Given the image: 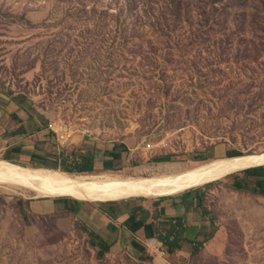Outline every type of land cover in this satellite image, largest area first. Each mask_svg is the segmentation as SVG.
Listing matches in <instances>:
<instances>
[{
	"label": "rangeland",
	"instance_id": "rangeland-1",
	"mask_svg": "<svg viewBox=\"0 0 264 264\" xmlns=\"http://www.w3.org/2000/svg\"><path fill=\"white\" fill-rule=\"evenodd\" d=\"M0 89L118 150L88 174L150 176L262 152L264 0H0ZM55 139L63 167L60 157L0 162L80 174L64 167L81 148ZM246 168L178 193L232 239H219L220 256L200 248L195 264H264V193ZM61 197L0 186V264H154L100 250L84 218L43 208Z\"/></svg>",
	"mask_w": 264,
	"mask_h": 264
},
{
	"label": "crops",
	"instance_id": "crops-1",
	"mask_svg": "<svg viewBox=\"0 0 264 264\" xmlns=\"http://www.w3.org/2000/svg\"><path fill=\"white\" fill-rule=\"evenodd\" d=\"M25 102L26 97L0 89V157L18 162H31L37 158L47 160L48 157L57 159L62 149L55 145L56 135L49 127V116L41 110L34 111ZM88 141V137L80 133L75 134L69 144L83 151L91 150L96 167L111 163L118 153L117 149L96 143V140ZM160 199L163 200L150 203L129 199L95 202L97 204L87 202L82 206L80 200L62 196L58 201H45L43 208L61 207L74 211L112 251H127L138 259H150L154 264H195L192 251L199 240L204 241L201 249L210 255L216 254L211 256L223 254L228 243L219 244V239L231 238L222 236L221 232H211L213 226H210L208 216L196 207L191 195L181 193ZM162 220L184 221V241L180 249L169 251L159 241V232L164 230V226H159ZM161 248L166 249V255L158 251Z\"/></svg>",
	"mask_w": 264,
	"mask_h": 264
},
{
	"label": "bare ground",
	"instance_id": "bare-ground-1",
	"mask_svg": "<svg viewBox=\"0 0 264 264\" xmlns=\"http://www.w3.org/2000/svg\"><path fill=\"white\" fill-rule=\"evenodd\" d=\"M264 165V151L215 157L204 162L189 163L169 172L150 176L139 173L88 174L70 173L50 167L0 162V186L6 190L37 198L70 196L84 200H121L133 197L155 198L174 195L202 186L210 180L251 166Z\"/></svg>",
	"mask_w": 264,
	"mask_h": 264
},
{
	"label": "trees",
	"instance_id": "trees-1",
	"mask_svg": "<svg viewBox=\"0 0 264 264\" xmlns=\"http://www.w3.org/2000/svg\"><path fill=\"white\" fill-rule=\"evenodd\" d=\"M65 154L66 153L63 151H61V153H60V158H59L58 164L61 167H63L64 164H66V160L63 159V158H66ZM73 154L78 157L77 158L78 160L76 162L77 163L76 166H73V168L64 167L65 169L73 170V171H79L81 173H86V172L91 173L96 168L95 160H94V154L91 150H89L88 152L83 151L80 153V155H77V153H75V152ZM161 159L168 160V157H163ZM209 159H213V157H211ZM30 167H35V166H30ZM36 167H39V166H36ZM245 170L249 174L256 176L258 179L257 185L253 186L252 189L256 192L264 193V165L251 166L249 168H246ZM237 186H238V188H241L243 185L241 183H238ZM163 196H166V195H163ZM160 197H162V196H160ZM80 200H84V199H80ZM162 221H164V220H162ZM165 221L173 223V226H171L169 228H164L163 232H159L158 238H159V241L169 251L173 252L177 249H180L182 246V242L184 241L183 234H184V230H185V223L183 220H175V221L165 220ZM203 243H204L203 240H199V242H195V244L193 246L192 255H195L198 252V250L203 245ZM97 245L99 246L100 250H103L105 252L109 250V247L107 245H105L102 241H99Z\"/></svg>",
	"mask_w": 264,
	"mask_h": 264
},
{
	"label": "built area",
	"instance_id": "built-area-1",
	"mask_svg": "<svg viewBox=\"0 0 264 264\" xmlns=\"http://www.w3.org/2000/svg\"><path fill=\"white\" fill-rule=\"evenodd\" d=\"M49 127L54 132L57 140L62 146H66L71 143L74 137V130L69 124L65 123L63 120H53L49 124ZM158 251L164 256L166 255V249H158ZM182 264V263H180Z\"/></svg>",
	"mask_w": 264,
	"mask_h": 264
}]
</instances>
